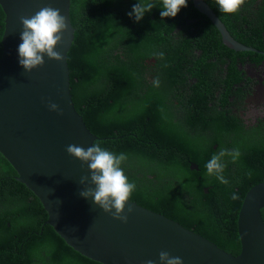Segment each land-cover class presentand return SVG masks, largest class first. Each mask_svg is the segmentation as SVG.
<instances>
[{"label": "trees", "instance_id": "trees-1", "mask_svg": "<svg viewBox=\"0 0 264 264\" xmlns=\"http://www.w3.org/2000/svg\"><path fill=\"white\" fill-rule=\"evenodd\" d=\"M204 1L237 41L264 49L263 40L247 38L233 25L243 18L255 25L248 12L255 6L264 23V0H244L233 14L220 13L215 0ZM136 2L70 1L74 108L98 138L94 143L126 155L122 167L136 185L130 201L236 256L243 199L264 182V120L250 125L240 115L249 91L239 65L246 56H261L224 46L192 0L175 17H161L160 0H153L140 22L128 16ZM3 21L0 7V56ZM220 152L227 183L205 168ZM16 176L0 154V264H100L60 238ZM261 216L264 222V208Z\"/></svg>", "mask_w": 264, "mask_h": 264}, {"label": "water", "instance_id": "water-1", "mask_svg": "<svg viewBox=\"0 0 264 264\" xmlns=\"http://www.w3.org/2000/svg\"><path fill=\"white\" fill-rule=\"evenodd\" d=\"M71 0H0L4 14L0 56V154L17 173L16 180L31 191L47 213L46 223L80 255L100 264H161L160 252L179 256L183 264H264V182L251 187L237 219L240 252L233 256L201 235L135 202L128 222L121 223L92 200L80 196L81 177L88 166L66 151L83 148L98 138L76 112L70 93L67 54L74 39ZM221 35L222 43L236 52L254 51L242 45L204 0H192ZM59 9L67 28L56 50L61 61L44 57V64L26 72L19 64L17 46L23 30L21 17L40 8ZM56 103L60 113L50 111ZM191 169L197 170L195 164ZM91 186V185H89ZM94 187V186H93ZM207 192V190H206Z\"/></svg>", "mask_w": 264, "mask_h": 264}, {"label": "clouds", "instance_id": "clouds-1", "mask_svg": "<svg viewBox=\"0 0 264 264\" xmlns=\"http://www.w3.org/2000/svg\"><path fill=\"white\" fill-rule=\"evenodd\" d=\"M243 3L244 0H215L217 10L223 14L236 13ZM186 6L187 0H160V16L175 17L181 8ZM153 7H155L153 0H145L143 3L137 0L128 16L135 22H140ZM21 24L23 30L17 46V58L18 64L26 72L42 66L45 55L56 61L64 59L56 50L62 40V33L67 28L65 18L60 14L59 9L51 6L42 7L30 18L21 17ZM48 108L57 113L61 111L56 103L49 102ZM66 151L87 164L90 172V176L80 179V184L84 186L79 193L80 196L84 199L90 198L105 213L111 214L113 219L126 224L133 209L129 207L125 213V204L130 201L131 194L136 189L135 183L129 180L122 167V163L127 159L126 155L110 151L99 143H93L86 149L68 145ZM224 155L225 152L213 155L205 164L207 173L215 176L221 183H227L222 175L224 164L221 162V157ZM229 155L234 154L229 153ZM232 198L236 199L237 195L233 193ZM159 259L161 264H183L181 257L170 256L164 251L160 252ZM145 264H154V261L149 259Z\"/></svg>", "mask_w": 264, "mask_h": 264}, {"label": "flooded vegetation", "instance_id": "flooded-vegetation-1", "mask_svg": "<svg viewBox=\"0 0 264 264\" xmlns=\"http://www.w3.org/2000/svg\"><path fill=\"white\" fill-rule=\"evenodd\" d=\"M261 3L262 0H258V4L261 5ZM249 9L248 12L251 13L252 16L255 18V25L251 23L248 19L243 18L244 21L240 20V22H236L234 20V24H233L234 28L237 29L240 33H244V35L247 38L255 39V40H259V39L263 40V44H264V23H262L261 16L257 12L258 8L255 6ZM225 28L227 29L226 26ZM227 31L233 37V35L230 33L228 29ZM219 36L221 39L220 33ZM247 47L253 48L254 51H244V52H254L259 56H261L259 61L256 59L257 58L256 55L246 56L244 62L239 65V69L243 70V72L246 74L245 84L247 86V90L249 91V94L244 104V108L243 110L240 111V115L244 119L245 123L254 125V124L262 123V121L264 120V49L256 48L254 46H247ZM232 51L236 52L234 50Z\"/></svg>", "mask_w": 264, "mask_h": 264}]
</instances>
